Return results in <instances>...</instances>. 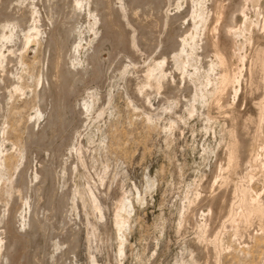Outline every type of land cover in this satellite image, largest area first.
Returning a JSON list of instances; mask_svg holds the SVG:
<instances>
[{"label":"rangeland","instance_id":"rangeland-1","mask_svg":"<svg viewBox=\"0 0 264 264\" xmlns=\"http://www.w3.org/2000/svg\"><path fill=\"white\" fill-rule=\"evenodd\" d=\"M241 1L0 0V264H264V221H242L264 203V0L236 13L252 156L216 178L235 137L207 38L215 4Z\"/></svg>","mask_w":264,"mask_h":264},{"label":"bare ground","instance_id":"bare-ground-1","mask_svg":"<svg viewBox=\"0 0 264 264\" xmlns=\"http://www.w3.org/2000/svg\"><path fill=\"white\" fill-rule=\"evenodd\" d=\"M248 1H250V0H243V1L239 2L238 6L236 5L235 9H232V12H230V13L228 12L230 10V8L226 7L227 5H225L221 2H217L214 6L213 16L211 19L212 21L210 22V24L208 22L206 23V26L208 24L210 25L209 36L207 38L208 42L207 41L206 42L208 43L209 47H211L214 55L220 61L219 63L221 64L220 72H221V76H222V84L225 85V88L221 89L220 91H218L216 93V96L214 97L212 104L216 107V109L221 110V111L223 110V112L227 115L228 120L230 122V128H231L232 133L234 134V137H235L234 138V147H233L231 154H230L231 156H229V158L227 157V162H223V163L220 162L221 163L219 165L220 172L216 175V178L223 176L232 167H235L240 172H242L241 170L243 168H245V166H247V164H248L247 162H248L249 158L252 156V152H253V150L251 148V143H250L251 142V128L254 125H256L259 113L262 111V109L259 108V104L257 102V100H258L257 98L259 96L256 97V95L255 96L252 94L249 95V93L247 94L246 91L240 92L241 82H242V79H244V76L246 74V71H245L246 70L245 69V63L246 62L245 61H246V58H248V57H247V55L240 53L239 48H238V44H237V42H238L237 38L238 37L237 36H239L242 32L240 33V32L235 30L237 27V18L240 16V15H237L236 13L239 12V13L243 14L244 18H246V13H245L246 9L245 8H246ZM226 13L228 14V16ZM192 18H193V16H192ZM194 18L197 20L196 24H199V23L203 24L202 23L203 18L201 17L200 14L198 17H194ZM225 18L227 19V21H225L226 20ZM262 23L263 24L259 26L261 32H259L257 30L258 31L257 34L251 33L248 36L247 40L250 43V45L253 44L252 42L254 41V39L257 40L259 45L264 44V21ZM193 26H194V24H193ZM206 28H208V30H209V27H206ZM195 29H196V27H195ZM240 29H241V27H240ZM192 39H193L192 35L189 37V39L187 37L183 38V41L181 43L182 48L180 50L184 51L185 48H183V47L186 44H190V40H192ZM194 40H195V38H194ZM193 42L194 41H192V43ZM193 45H192V47H193ZM250 59L251 58H249V60ZM235 60L237 61V63L235 62ZM263 62H264V48L257 46L256 48H254L252 60L250 62L251 64H248L250 66H248L249 70L247 71V73L249 75L250 82H252L251 80H253V83L255 84V86L257 88H261L262 83L259 80H257L259 78L256 79L257 75H256V77H254V75L261 72V67L263 65ZM243 71H245V73ZM248 75H246V76H248ZM235 83L238 85V88H236V86L234 85ZM230 90L234 91V95L236 98V99H234L236 101L233 102L232 104H230L228 102V97H227L228 94L230 93ZM257 91H259V90H257ZM257 91H255V92H257ZM256 155H258V154H255V156ZM255 160H257V159H255ZM221 185H222V188L220 186H218L219 187L218 191H220V189H222V191H221L222 196L220 195L222 199L220 198L221 200H220V206L218 207L219 208L218 214H219V212H220V214H222L223 211H226L227 215H229L231 213L232 206H233V197H232V194L230 193L228 183H223ZM212 186H213V184H212ZM213 188H215V187H213ZM216 190H214V191H216ZM213 195L212 196L210 195V196L213 198ZM243 201H244V199H243ZM250 201H251L250 202V204H251L250 208L248 210H244L242 213V221L249 224V226L253 225V223L256 222V219L259 222L264 221V203L258 202L257 199L250 200ZM130 206H131V203L126 204V203L122 202V204L120 206V210L121 209L122 210L127 209ZM226 212H224L223 214H226ZM218 214H216V215H218ZM121 216L122 215H120V214L118 215V219L116 222L119 225L120 231L123 230V228L125 227V223H127V220H125ZM209 216L210 217H208V218H211L212 214L210 213ZM118 225H117V227H118ZM121 236L124 237V233H121ZM213 254H215V258H217V256L220 253L218 252V250L216 248H214Z\"/></svg>","mask_w":264,"mask_h":264}]
</instances>
